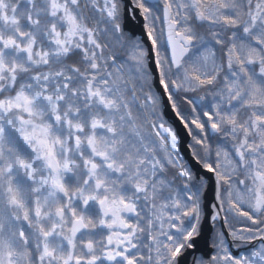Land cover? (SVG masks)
Listing matches in <instances>:
<instances>
[{
    "label": "rangeland",
    "instance_id": "obj_1",
    "mask_svg": "<svg viewBox=\"0 0 264 264\" xmlns=\"http://www.w3.org/2000/svg\"><path fill=\"white\" fill-rule=\"evenodd\" d=\"M12 1L0 0V77L14 68L23 69L38 61L43 64L58 58L70 47L86 42L108 50L113 64L108 66L104 60H99L100 64L98 59H89L98 70L87 78H66L58 70L39 69L31 78L24 79L25 83L15 93L1 97L0 264H35L33 248L44 252L40 260L36 256L38 264L56 263L51 254L56 247L51 241L60 232L48 233L51 226L46 224L59 208L64 209L63 223L82 217L88 234L92 224L90 209L96 200L106 197L114 201L135 187L144 190L149 200L146 232L150 235L147 240L152 253L160 258L159 264H172L170 256L175 258L191 234L198 232L205 185L203 180L193 184V171L183 161L178 147L171 148L168 138L172 130L157 114L155 97H148L147 102L137 96L131 83L132 73L139 77L145 75L146 50L138 39L127 38L125 33L119 34L113 28V23L117 27L119 21L117 0H82L84 12L79 0H42V4L36 0ZM88 1L97 12L98 25L91 18ZM166 1L171 6L178 31L194 41L188 59L177 69L176 77L182 86L189 88L207 75L220 79L218 101L213 102V106L218 110L225 103L221 116L227 122L240 106H255L252 125L257 131L258 146L251 140L235 145L232 150L223 139L217 159L222 175L231 185L223 197L239 200L256 214L257 197H264V0H255L253 6L246 9L244 0ZM145 8V12L143 7L142 10L154 40L157 60L169 66L162 50L165 44L161 36V15L155 6ZM47 13L54 19H50L53 24L47 23ZM197 13H202L201 20L207 26L220 27L221 32L225 25L241 24L240 29L231 32L225 67L212 41L199 26L190 23L189 15ZM27 18L31 24L32 20L34 22L31 29ZM102 31L110 34L113 51L105 41H100ZM221 34L212 30V38L218 42L224 39ZM37 43L38 48L34 49ZM125 79L132 94L131 100H125L123 106ZM11 85L0 83V88ZM130 102L140 103L146 118L140 117L137 111L133 113L134 108L128 106ZM151 113L158 118L159 126L152 122L156 129L149 127L147 121ZM216 118L219 120V116ZM238 148L248 155L236 157ZM51 155L59 162L57 170L50 168ZM168 164L172 166L169 169ZM236 174L249 180L244 188L239 187ZM60 186L66 190L65 195L59 191ZM188 204L193 206L188 209ZM188 212L193 213L190 224L182 219ZM244 231L234 226L235 237L244 239ZM260 231L264 232V225L247 236ZM170 232L178 233L177 238L183 235L185 239L178 243L176 237L168 235ZM216 246L214 264H246L229 252L223 236L217 237ZM48 250L51 251L47 258ZM57 252V256L68 260L62 250ZM263 255L262 251H253L247 263L255 264L260 260L264 264ZM76 257L73 255L72 264ZM197 264H203V260H198Z\"/></svg>",
    "mask_w": 264,
    "mask_h": 264
},
{
    "label": "trees",
    "instance_id": "obj_2",
    "mask_svg": "<svg viewBox=\"0 0 264 264\" xmlns=\"http://www.w3.org/2000/svg\"><path fill=\"white\" fill-rule=\"evenodd\" d=\"M137 3L138 1L135 0ZM143 4L144 12H145V6H152L149 2H146L144 0H139ZM255 0H244V9L248 7H252L254 4ZM258 1V0H256ZM14 3V0L12 1ZM42 4V0H36V3ZM79 5L81 10L84 12L85 8L82 6V0H79ZM85 5V2L84 4ZM88 9L90 7V13H91V18L96 22L97 24V12L93 11L91 6L92 4L88 1L86 4ZM86 7V6H85ZM30 10V8H29ZM87 10V8H86ZM43 19V18H42ZM50 16L47 13V23L50 22L53 24V21L51 22ZM27 20L30 22L29 29H31L32 24H34L32 20V24L30 19L27 18ZM62 21V19H59ZM189 20L190 23L199 26V30L204 32L206 37L209 38V40L212 41V46L216 52V55L219 57L220 60L222 61L223 67L227 65V49L228 46L231 42V37H232V30L233 29H240L241 24H236L235 26H230V25H225L222 28V32L220 31V27L216 28H210V26H207L205 21L198 20L196 16L193 14L189 15ZM43 22V21H42ZM103 23V22H102ZM98 25V24H97ZM56 27V26H55ZM64 25H61V28H63ZM43 33L46 32V27L44 26ZM212 30L217 31V33H222L221 36L224 37V39L221 42H218L212 38ZM41 33L40 37L43 38L44 34ZM161 36L163 38V33L161 29ZM127 38L133 39V37H130L129 35H126ZM105 41L109 48L112 49L113 51V46L112 44L109 43L111 41L110 34L107 33V35L102 31V35H100V41L102 42ZM194 43V41H192ZM42 43H45V38H43ZM192 43V44H193ZM45 45V44H44ZM38 48V43L37 45H34V49ZM163 52L165 58L164 60H168V54L165 46H163ZM264 51V50H262ZM99 52V53H98ZM191 53V52H190ZM189 56V55H188ZM188 56L184 58V61L188 59ZM264 56V52H263ZM89 59H98L99 60H104L105 63L107 62L108 66L112 65L113 62L108 56V50L102 48L100 45L96 44H89L85 43L84 45H78V46H73L70 47L69 50L66 52L62 53L59 55L58 58H52L51 60H48L47 62L41 64L42 62L38 61L37 64L35 65H27L25 68L20 69V68H14L11 70L10 73H8L4 77H0V83H5V84H12L11 87L6 88V87H1L0 88V99L2 96H5L7 94H13L17 91L18 87L25 83L23 80L27 78H31V74H35L39 69L44 70H50L51 72L55 71H60L64 77L66 78H72V77H82V78H87L90 76V73L94 70H98V67L92 64V60ZM264 60V57H263ZM183 61V62H184ZM166 62V63H167ZM41 64V65H40ZM101 64V63H100ZM170 64V63H169ZM160 72L162 75V80L163 82L167 85L171 100L173 102V105L175 106L177 112L182 116L184 119L185 123L187 124L191 135H192V142H191V147L196 155V157L205 165L208 167H213L215 168L221 175L222 177V183H223V189H222V196L225 195L226 192L230 190V183L229 181L224 178V176L221 173V170L219 168L218 164V151L220 147V143L223 142V139L226 141V143L231 145L232 150H234L235 145L236 146H241L243 144L249 143V141L253 140L255 142V146H258L257 142V131L253 128L252 125V113H253V105H244L240 106L238 110H236L234 113L233 112V117L231 121L227 122L221 114H223L225 111L224 109V104L222 103L217 110L213 106V102L218 101V88L220 86L221 80H214L211 78V75H207L205 77H201L200 80L197 81L195 85H189V88H186L185 86H182V83L177 79L176 73L177 69H173L171 65L164 66V63L160 62ZM191 66V65H190ZM188 66L189 71L191 72L192 69ZM189 72V74H190ZM191 75V74H190ZM143 77H139L137 73L133 72L132 73V81L131 83L133 84L137 96L140 100L142 101H147L149 102L148 97L153 96L155 97V102L157 104V111L159 116L161 117V121L165 123H169L167 119L163 116L162 113V105H161V99L159 93L154 89L152 85V75L148 69V67L145 69V75H142ZM221 72L219 74V78H221ZM124 79V78H123ZM180 82V84H179ZM123 83L126 84V88L123 91V97H122V103L125 100H131V94H132V89L128 86V81L125 79L123 80ZM173 86H176V90H173ZM131 105H128L130 107H133L134 109L131 110L133 113L136 114V111L138 112V115H141L145 117L144 110L141 107L140 103L136 102H130ZM126 104L123 103V106ZM150 111V110H149ZM219 116V120H217L216 117ZM146 118V117H145ZM157 115L151 113V118L150 120L155 121V123H158L157 121ZM149 122V120H147ZM209 122H215L218 125V131L214 134H211L208 129V123ZM236 125V127H234ZM87 130H89L88 126H85ZM150 127V124H149ZM77 134H79L77 132ZM245 136L247 138H245ZM221 137V138H220ZM243 140V141H242ZM243 155H248L247 151L242 149ZM234 152V151H233ZM237 157V155H236ZM171 166V165H170ZM168 164V169L170 168ZM172 167V166H171ZM82 169V165H81ZM167 169V171H168ZM178 175L179 174L175 169H173ZM194 173V172H193ZM236 179L244 178L245 184L248 183V179L243 177L241 174H236L234 176ZM198 182L195 178V174L193 177V184L196 185ZM205 180H203V186L205 185ZM240 188H244V186H241L238 183ZM199 200L200 195H199ZM223 205H224V213L226 217V222L228 229L230 231V234L232 238L237 239V241H240V239L243 237H235L234 235V226L240 227L244 232L246 233V237L249 238L250 236H247L249 232L251 231H257L260 230L261 227L264 225L262 224L264 221V211L261 210L257 212L256 214L252 211V209L249 206H244L242 203L237 200V199H225L223 197ZM193 204H188L187 208L189 209ZM245 217H242L244 216ZM184 217V223H191L190 220L188 219V213L182 216V219ZM261 232V231H260ZM258 233V232H257ZM223 236V233L220 229L219 226L215 228V231L213 233L212 237V243L215 245V251L217 249L216 246V239L218 236ZM244 237V238H246ZM184 236L180 239H178V243L182 242L184 240ZM242 240V239H241ZM170 256V261H171ZM213 260V259H212ZM168 264V263H165Z\"/></svg>",
    "mask_w": 264,
    "mask_h": 264
},
{
    "label": "flooded vegetation",
    "instance_id": "obj_3",
    "mask_svg": "<svg viewBox=\"0 0 264 264\" xmlns=\"http://www.w3.org/2000/svg\"><path fill=\"white\" fill-rule=\"evenodd\" d=\"M119 17L117 27L113 23V28L120 33H125L122 28L123 21V2L118 1ZM115 14V12H114ZM139 37V36H137ZM145 191L139 187L133 188L124 197H118L116 200L111 201L106 197L96 200L90 209L92 217L91 230L87 234L86 227L80 232L72 231V221L63 223L64 209L62 216L55 212V216L50 218L46 224L47 227L51 226L48 233H55V238L51 244L56 247L51 254L55 256L53 264H72L73 255H77L74 259L75 264H159V257L153 249L149 246L147 236L150 235L146 232V204L149 200L146 199ZM108 199V200H107ZM109 201V202H108ZM175 232H170L168 235L177 238ZM190 238L173 257L172 264H175L176 258L188 245H192ZM48 237L44 238V240ZM180 238V235L177 239ZM34 239V238H33ZM190 241V242H189ZM44 242V241H43ZM67 244V245H66ZM238 247L242 249L236 258L249 262L248 255L251 252L262 251L264 252V232H258L251 235L249 238L242 239L238 242ZM34 249V248H33ZM59 250H62L64 255H67L68 260L63 257L57 256ZM67 250V251H65ZM51 250H48L47 258ZM153 252V253H152ZM87 253V254H85ZM42 250H33V260L38 264L40 257H43ZM39 256V257H38ZM199 260L202 256L198 255ZM50 258V257H49ZM40 260V259H39ZM59 260V261H58ZM264 260V255H263ZM206 261L204 264H206ZM39 264H46L40 262ZM261 264L260 260L259 263Z\"/></svg>",
    "mask_w": 264,
    "mask_h": 264
},
{
    "label": "water",
    "instance_id": "obj_4",
    "mask_svg": "<svg viewBox=\"0 0 264 264\" xmlns=\"http://www.w3.org/2000/svg\"><path fill=\"white\" fill-rule=\"evenodd\" d=\"M152 3H157L160 0H147ZM123 29L131 36L139 35L141 40L145 43L147 48V65L152 74V84L156 91L160 94L162 103V112L165 118L175 128L179 139V150L184 159L189 164L190 168L194 170L196 179L200 180L205 177L206 186L202 196L203 217L200 222L199 232L191 239L192 245H188L177 257L175 264H195L198 254L209 259L214 252V246L211 244V238L214 228L217 224L220 225L225 234L228 244L233 253L240 252L239 247H234L233 239L226 225L224 215V208L221 198L222 180L218 171L212 167L205 166L194 154L191 148L192 136L188 126L183 118L176 111L170 95L167 91L166 85L163 83L160 73L159 64L157 62L154 44L149 36L145 25V17L138 5L133 0H123ZM201 17V14H198ZM162 21L165 45L168 50V56L171 66L177 69L182 60L189 54L191 50V42L183 32L178 31L176 21L171 17V8L169 4H164L162 7ZM173 90L176 87L173 86ZM209 131L214 134L218 131L215 124H208ZM237 155L242 156V151L237 150ZM50 167L53 170L59 168L57 159L52 156L50 160ZM241 185L244 184V179H240ZM62 193L65 190L61 187ZM264 198L259 196L257 199V208L262 209ZM62 209L57 211L59 216H62ZM191 218V214L189 216ZM85 228V223L82 218H75L72 222V231L80 232ZM206 264H212L207 261Z\"/></svg>",
    "mask_w": 264,
    "mask_h": 264
},
{
    "label": "bare ground",
    "instance_id": "obj_5",
    "mask_svg": "<svg viewBox=\"0 0 264 264\" xmlns=\"http://www.w3.org/2000/svg\"><path fill=\"white\" fill-rule=\"evenodd\" d=\"M168 141H169L171 148L175 150L177 146V139L172 133H171V136L168 138Z\"/></svg>",
    "mask_w": 264,
    "mask_h": 264
}]
</instances>
